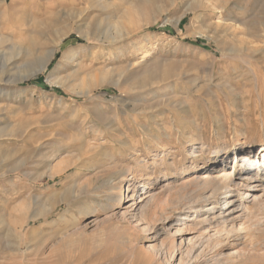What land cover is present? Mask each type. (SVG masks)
I'll list each match as a JSON object with an SVG mask.
<instances>
[{
  "label": "rangeland",
  "instance_id": "374dc122",
  "mask_svg": "<svg viewBox=\"0 0 264 264\" xmlns=\"http://www.w3.org/2000/svg\"><path fill=\"white\" fill-rule=\"evenodd\" d=\"M0 39V264H199L221 235L233 246L216 253L236 259L244 231L191 225L164 185L218 153L235 173L234 150L264 144V0H0ZM41 47L55 55L32 76ZM120 169L140 185L137 204L161 197L146 216L106 191ZM50 192L69 205L28 220ZM258 217L253 254L235 264H264Z\"/></svg>",
  "mask_w": 264,
  "mask_h": 264
},
{
  "label": "bare ground",
  "instance_id": "6f19581e",
  "mask_svg": "<svg viewBox=\"0 0 264 264\" xmlns=\"http://www.w3.org/2000/svg\"><path fill=\"white\" fill-rule=\"evenodd\" d=\"M87 36L85 37L86 39H88ZM41 48H42L40 50L41 52L37 50L36 51L37 54L35 52V54L33 55L35 63H37L40 66V68L37 72L32 74V76L38 73L44 72L48 64L50 63L52 57L55 55V50L53 51L51 50V52H49V54L47 55L44 53V48L43 47ZM38 54H41V55L39 56ZM69 55H71L72 57L73 52L70 53ZM41 56L46 57V58L44 59ZM2 75L3 77L8 78V80L14 77V74H12L11 71L7 69V66L4 68ZM29 77H31V75H26L23 77V79H27ZM203 150L204 149L202 148L200 150L196 149L193 151V154H195L196 152L199 153V151L202 152ZM256 151H258L259 153L256 154L255 153ZM255 152L252 150L251 147L238 148L234 150V153H233L234 159L233 160L231 159V162L234 164L233 167L237 166L238 168V171L235 173L228 172V165H229L228 162L230 161V156L227 155L226 153L221 154L220 160L217 161V158L219 156L218 155L219 153H218L216 154L214 158V165L204 164L205 166L202 165V167L199 168V170H197L194 177L191 176V178L188 179L187 181L181 184H177L178 181L174 182L173 184L168 183V185H164L165 189L161 188V189H164L165 192L169 194H171L172 192L174 193V191H175V194L177 192L180 198L179 203H181L182 207L184 206L183 204H189V206L186 205L187 206L186 209H184L185 207L181 208V213L183 212L181 215H184V216L186 215L185 217L189 219L188 222L196 221L195 223L193 222V224L191 225H194V226H198V225L204 226L205 225L206 227L207 226L209 228L211 227V229L213 228L215 230L217 235H221L224 233L227 234L229 224L232 225L231 232H234V230L236 231L243 230L244 234L242 237H243L244 242L241 243V246H242L240 247L241 249L238 250L237 249L238 247L236 246L233 247V250H234L233 254H237L236 259L237 258L242 259L243 257H246L249 254L250 256L251 254H253L252 253L253 248L251 247L252 244H250V240L253 237H255L253 222L257 220V217L259 215H262V216L264 215V144L261 145L259 148H257ZM81 162H82V167L84 168L87 165L86 162L88 163V160L86 159L83 160L82 157H80V158H77V160L71 164H73V166H78V164ZM155 163H156V160H154V164ZM71 164L65 161V162H60L54 165L52 168L50 167L51 168L50 178L61 176L65 172L69 171L73 167V166L71 167ZM183 170H185L184 165L181 171ZM115 171L117 172L111 171L110 173V178L113 181L112 182H110V180L107 181V183L104 186L106 191L107 190L112 191V195L117 196V201L120 204H122V202H125L126 194H127V196H130L129 198L133 202L131 207L137 208L141 217L143 215L146 216L147 215L146 206L148 202H145V200H147L150 196L153 197L155 195L151 194L152 191H146L144 194H142L143 197L141 200H144V201L142 203L139 202V204H137L135 202L134 197L136 196L137 191L139 193L140 185L137 182L127 179V174H129L131 170L128 169L127 173L122 172L121 169H120L121 172H118V170H115ZM204 171H205L204 175L206 174V176L201 177V175H203L202 172ZM182 173L183 172H181L180 174ZM94 175L97 176L98 178L102 177V175H105V171H98ZM107 192L109 193V191ZM61 194L57 192H50L49 194H46L45 195L46 197L44 198L45 204L39 206V208L35 207L39 210V212L36 215H33L32 217H30V219L28 220H31V219L36 220L38 219L36 216L38 217L40 215L46 216L45 214H48L49 212L54 211L57 208H60V206L62 205H66V206L69 205L68 198H67L68 195H66V193L62 195ZM142 195H140L139 197H141ZM171 195L170 197H173ZM160 200H161V197H157L155 198L153 202L155 201L160 202ZM34 203L38 204L39 200L37 199ZM166 204L167 203H165L164 205ZM236 210H240L239 212H241V214L234 216V213L236 212ZM34 211H37V210H34ZM19 212L21 211L19 210ZM22 214H24V211L22 212ZM211 216H212V219H210ZM251 218H254L253 220L255 221H253ZM25 222L26 220L22 223V225H19L20 226L19 228L22 229L18 231L19 239H22L23 229L26 224ZM257 226L259 227V224ZM221 236L222 237H216L215 239L210 240L208 242V245H210L212 248L211 253H208L209 255L204 254L201 257H196L197 262H199V264L200 263L210 264L213 261H214V264H235L236 262H238L235 258H232V256L229 258H226L220 252L216 253L217 250L220 251V250H224L225 248L229 246L230 248L231 246H233L229 242L228 238L225 237V235L224 236L221 235ZM28 237L29 238L27 240H29V242L42 241L45 239V234L41 230L32 231L31 233L28 234ZM20 243H21V240L20 242H18V249L21 248L22 244ZM188 254L189 255L192 254L191 250L188 251Z\"/></svg>",
  "mask_w": 264,
  "mask_h": 264
},
{
  "label": "trees",
  "instance_id": "16d2710c",
  "mask_svg": "<svg viewBox=\"0 0 264 264\" xmlns=\"http://www.w3.org/2000/svg\"><path fill=\"white\" fill-rule=\"evenodd\" d=\"M196 43L199 44L200 43V40H196Z\"/></svg>",
  "mask_w": 264,
  "mask_h": 264
}]
</instances>
